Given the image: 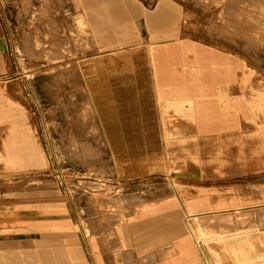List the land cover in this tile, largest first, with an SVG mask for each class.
<instances>
[{
  "label": "crops",
  "instance_id": "1",
  "mask_svg": "<svg viewBox=\"0 0 264 264\" xmlns=\"http://www.w3.org/2000/svg\"><path fill=\"white\" fill-rule=\"evenodd\" d=\"M118 1L122 39L138 44L113 52L118 66L95 83L99 129L119 159L111 178L128 185L141 174H191L177 176L180 195L97 229L94 208L79 211L74 199H0V264H203L184 227L189 215L264 202V67L251 75L249 55L231 46L168 34L176 18L169 0L144 16L150 40L132 38L140 12ZM9 69L0 20V78Z\"/></svg>",
  "mask_w": 264,
  "mask_h": 264
},
{
  "label": "rangeland",
  "instance_id": "2",
  "mask_svg": "<svg viewBox=\"0 0 264 264\" xmlns=\"http://www.w3.org/2000/svg\"><path fill=\"white\" fill-rule=\"evenodd\" d=\"M132 1L140 12L130 23L132 38L149 41L144 16L160 0ZM169 2L176 18L168 34L231 46L249 55L251 75L264 67V0ZM117 3L0 0L10 56L8 78H0V199H74L79 211L94 208L97 229L182 192L177 176L191 173L141 174L130 185L111 178L119 159L99 129L95 83L118 66L113 52L126 55L138 44L122 39ZM186 223L203 264H264V202Z\"/></svg>",
  "mask_w": 264,
  "mask_h": 264
},
{
  "label": "bare ground",
  "instance_id": "3",
  "mask_svg": "<svg viewBox=\"0 0 264 264\" xmlns=\"http://www.w3.org/2000/svg\"><path fill=\"white\" fill-rule=\"evenodd\" d=\"M46 1V0H45ZM49 9V8H48ZM82 43H83V41H82ZM81 43V44H82ZM78 46H79V44H78ZM251 82L253 83V81L251 80ZM255 83H257V82H255ZM260 87V86H259ZM258 90H260L259 88H258ZM248 91V90H247ZM252 91V90H251ZM251 93V92H250ZM253 93H255V91H253ZM252 99V98H251ZM250 100V99H249ZM191 129V128H190ZM189 130V129H188ZM113 141V140H112ZM124 141V140H123ZM133 143V142H132ZM151 143V142H150ZM129 144V143H128ZM138 144V143H137ZM144 144V143H143ZM129 147V146H128ZM163 150V149H162ZM169 149H167V151H168ZM176 150V149H175ZM151 152V151H150ZM160 152V151H159ZM158 152V153H159ZM155 153V152H154ZM150 155V154H149ZM163 157V156H162ZM171 159V158H170ZM188 159V158H187ZM148 160V159H147ZM154 160V159H153ZM157 160V159H156ZM193 160V159H192ZM150 161V160H149ZM160 161V160H159ZM154 163H155V161H153ZM162 162V161H161ZM135 163V162H134ZM147 163V162H146ZM149 163V162H148ZM157 164V163H156ZM135 165V164H134ZM151 165V164H150ZM170 165H172L171 163H170ZM143 166V165H142ZM183 166V165H182ZM149 167V166H148ZM181 167V166H180ZM182 168V167H181ZM183 168H184V166H183ZM186 169V168H185ZM134 170V169H133ZM188 170V169H187ZM189 171H190V169H189ZM193 171V170H192ZM188 213V212H187ZM189 214V213H188ZM188 216V215H187ZM192 216V214L191 215H189V217H191ZM188 217V218H189ZM187 224V223H186ZM188 225V224H187Z\"/></svg>",
  "mask_w": 264,
  "mask_h": 264
}]
</instances>
